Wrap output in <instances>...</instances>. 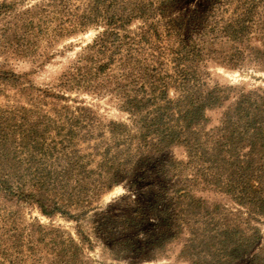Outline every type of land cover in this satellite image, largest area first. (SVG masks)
I'll use <instances>...</instances> for the list:
<instances>
[{"label": "trees", "instance_id": "16d2710c", "mask_svg": "<svg viewBox=\"0 0 264 264\" xmlns=\"http://www.w3.org/2000/svg\"><path fill=\"white\" fill-rule=\"evenodd\" d=\"M187 1L49 0L24 10L16 2L0 4L4 32L12 33L1 54L10 59L26 47L33 53L31 45L46 36L48 49L97 29L60 81H91L96 92L117 98L134 125L103 123L90 108L35 85L34 71L0 65L6 98L0 106V264H24L28 255L34 264H92L82 247L92 241L82 223L126 181L134 199L120 201L133 208L117 223L126 228L133 221L126 231L135 241L146 243L143 226L158 216L156 243L179 248L182 264H264L256 227L264 222V89L207 81L212 65L264 67V0H203L181 10ZM49 52L44 48L37 58L52 57ZM213 111H221L216 127H210ZM172 148L186 158L163 160ZM173 170L176 182L154 194L152 209L140 206L143 182L170 180ZM198 187L226 202L199 196ZM24 204L75 221L78 239L28 222ZM95 217L101 219L90 222L97 236H105L110 220L116 223L105 210Z\"/></svg>", "mask_w": 264, "mask_h": 264}, {"label": "rangeland", "instance_id": "374dc122", "mask_svg": "<svg viewBox=\"0 0 264 264\" xmlns=\"http://www.w3.org/2000/svg\"><path fill=\"white\" fill-rule=\"evenodd\" d=\"M49 0H0V4L3 2H16V8L27 9L37 4L46 3ZM203 0H188L181 8H190L197 3H201ZM13 11L15 7L12 8ZM184 11V10H183ZM182 11V12H183ZM176 17V11H175ZM176 21V18L174 19ZM4 27L3 31L0 32V65L4 61H7L12 69L16 72L24 71H34L32 79L34 84L38 87L44 89H52L57 94L63 95L67 101L64 103L72 104L74 106H85L90 108L103 123L109 121L121 122L126 124L129 128L133 127V123L130 115L120 109L118 106V101L115 96H112L103 92H96L93 90L96 86L90 82H83V85L70 84L69 82L60 81L61 75L71 70L74 66L73 62L77 60L79 54L92 43L94 37L98 34L97 29H91L78 33L76 35L66 37L59 42H57L53 48H48L47 36L40 44L38 40H35V45H31L32 51L28 52V47L19 50L15 55L16 58H7L6 55L1 54L3 47L1 43L3 40L12 33H5L6 20L0 19V28ZM16 30V27H13ZM53 35H49L52 37ZM33 39V38H31ZM53 40V39H51ZM261 43V41H258ZM40 44V46H39ZM217 47L227 49L229 45L224 42L216 43ZM46 49L50 50V55L52 57L47 58H37L38 52ZM9 55L12 54V49L8 52ZM36 53V54H35ZM264 67L261 69L255 67L254 65H246L239 70H227L218 65H212L207 69L210 73L207 77V81L210 85L220 84L227 86H237L245 90H262L264 89ZM65 85V86H64ZM100 91V90H98ZM4 92L0 88V106H4L6 98L4 97ZM210 117V127H216L219 125L221 119V111H213L209 113ZM136 129H132L134 132ZM163 160H175V159H185L186 153L181 148H172L166 151L163 155ZM165 164V163H164ZM170 170H167L169 173ZM175 170H173V173ZM153 173V172H152ZM151 174V173H150ZM148 176V174L146 175ZM175 175L170 180H158L157 178H152L153 180L146 179L142 192L143 204L140 206H154L156 198L155 196L161 191H165V187L174 184ZM154 183H158L156 186V192L152 186ZM202 187H198L197 194L210 201H222L226 202L217 193H212L209 191H201ZM134 192H128V182H124L111 191L104 195V197L98 202V206L95 210L91 211L89 218H86L83 223V230L91 238V243H82L83 251L87 256V259L92 262V264H182L178 259L177 247H167L163 248L161 243H156L158 231L160 228L157 227V218L153 217L150 223L145 222L143 226V231H146V243H141L135 241L132 236V230L126 231L134 223L133 221L129 224V227H122L118 224V220L122 215L126 214L129 209L133 208L130 200L127 202H121L120 200L124 197H131L134 199ZM155 194V196H154ZM122 199V200H123ZM110 206L109 209L106 207ZM24 215L28 222L37 220L42 225L55 226L64 230L67 234L71 235L73 238L78 239L76 234V222L71 220H66L60 216L46 217L42 215L37 209L31 208L24 204ZM162 207V205H159ZM151 209H147V214H151ZM107 211L112 220L108 222L105 229V236L100 233L99 236L94 235L91 228V219L100 222L101 219H96L95 213L97 211L104 212ZM159 220V218H158ZM105 221V220H104ZM107 222V221H105ZM9 225V223H8ZM115 228V230L113 228ZM256 227L260 230L262 235V241L264 242V222L257 223ZM118 228V229H117ZM166 228L164 227V231ZM121 232V233H120ZM117 233V234H116ZM120 233V234H119ZM145 232H143L144 235ZM116 235V236H115ZM124 237L122 243H117V239ZM115 237V238H114ZM142 237V236H141ZM143 241V240H142ZM36 259L31 258L29 255L25 258L24 264H34Z\"/></svg>", "mask_w": 264, "mask_h": 264}]
</instances>
